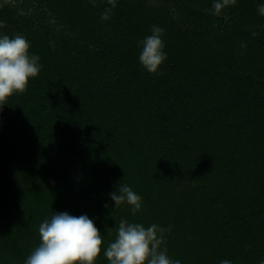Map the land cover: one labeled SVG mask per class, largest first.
I'll return each mask as SVG.
<instances>
[{"label": "trees", "instance_id": "obj_1", "mask_svg": "<svg viewBox=\"0 0 264 264\" xmlns=\"http://www.w3.org/2000/svg\"><path fill=\"white\" fill-rule=\"evenodd\" d=\"M0 0L40 71L0 106V264H25L52 213L169 228L181 264L264 261V0ZM105 9L110 18L102 20ZM164 29L167 59L140 64ZM128 185L142 197L115 206Z\"/></svg>", "mask_w": 264, "mask_h": 264}, {"label": "clouds", "instance_id": "obj_2", "mask_svg": "<svg viewBox=\"0 0 264 264\" xmlns=\"http://www.w3.org/2000/svg\"><path fill=\"white\" fill-rule=\"evenodd\" d=\"M115 7V0H108ZM236 0H214V14ZM258 12L264 15V4L258 6ZM111 9H105L102 20L110 18ZM5 25L0 22V28ZM152 34L139 41L142 52L139 61L150 74H156L159 66L167 59L163 51L162 34L164 29L153 26ZM29 43L21 34L13 38L0 37V106L14 93H23L30 77L40 71L39 57L29 55ZM115 206L127 204L135 215L141 209L142 197L128 185L119 184L116 191L110 193ZM116 238L110 242L104 252L109 264H181L167 255L164 233L170 231L156 224L145 228L139 223H129L121 219L115 229ZM39 245L25 260V264H94L100 254L102 236L92 219L87 215L72 216L67 212L52 213L39 225ZM220 264H231L222 260ZM264 264V261H261Z\"/></svg>", "mask_w": 264, "mask_h": 264}]
</instances>
